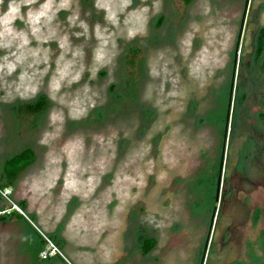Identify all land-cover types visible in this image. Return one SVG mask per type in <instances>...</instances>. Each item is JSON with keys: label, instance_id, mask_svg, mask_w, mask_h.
Instances as JSON below:
<instances>
[{"label": "rangeland", "instance_id": "1", "mask_svg": "<svg viewBox=\"0 0 264 264\" xmlns=\"http://www.w3.org/2000/svg\"><path fill=\"white\" fill-rule=\"evenodd\" d=\"M245 3L0 0L3 135L48 167L52 200L108 203L110 262L157 236L163 264H264V187L240 186L264 163V0Z\"/></svg>", "mask_w": 264, "mask_h": 264}, {"label": "crops", "instance_id": "2", "mask_svg": "<svg viewBox=\"0 0 264 264\" xmlns=\"http://www.w3.org/2000/svg\"><path fill=\"white\" fill-rule=\"evenodd\" d=\"M24 105H15L14 109ZM18 133V132H17ZM16 133V134H17ZM15 136V135H14ZM3 135L0 126V191L10 190V200L24 213L11 208L10 203L0 194V264H66L60 258L40 259L43 240L32 227L30 219L44 234L50 237L72 264H163L167 258L162 250L167 243L157 236L141 237L134 253L123 254L110 262V215L108 203H104L106 214L98 216L87 209L98 205L97 199L74 198L51 199L52 181L48 177V167L39 160L35 152L34 161L24 169L7 174L6 163L24 151L17 150L18 137ZM56 180L53 186H56ZM101 221L106 223L101 225ZM154 241L153 248L142 251V242ZM167 242V241H166ZM121 244H123L121 242ZM121 248H124V244ZM203 251L202 263L205 259ZM171 255V254H170ZM172 257V258H170ZM170 261L180 264L171 255ZM192 257V258H191ZM186 256L182 264H193L194 255Z\"/></svg>", "mask_w": 264, "mask_h": 264}, {"label": "trees", "instance_id": "3", "mask_svg": "<svg viewBox=\"0 0 264 264\" xmlns=\"http://www.w3.org/2000/svg\"><path fill=\"white\" fill-rule=\"evenodd\" d=\"M191 0H184L185 3H189ZM264 50V29L259 31L257 40H256V48L255 54L259 57ZM264 104V103H263ZM46 108V99L44 97H40L37 100L31 103H25L24 105L19 107L21 112H27L32 114H39ZM35 159V152L33 149H25L11 160H9L5 165V171L7 174L14 173L24 169L28 165H30ZM154 246V241L152 239H146L142 242V251L143 253L149 252Z\"/></svg>", "mask_w": 264, "mask_h": 264}, {"label": "built area", "instance_id": "4", "mask_svg": "<svg viewBox=\"0 0 264 264\" xmlns=\"http://www.w3.org/2000/svg\"><path fill=\"white\" fill-rule=\"evenodd\" d=\"M0 194L4 199H6L10 203L12 209L24 215L23 211L15 203H13L12 200H10V195H11L10 190L0 191ZM26 219L30 222L32 227L38 232V234L41 236L43 240V248L39 254L41 260H47L53 257H57L60 258L62 261H64L66 264H72L63 254L60 247L50 237L44 234L30 219L28 218Z\"/></svg>", "mask_w": 264, "mask_h": 264}, {"label": "flooded vegetation", "instance_id": "5", "mask_svg": "<svg viewBox=\"0 0 264 264\" xmlns=\"http://www.w3.org/2000/svg\"><path fill=\"white\" fill-rule=\"evenodd\" d=\"M246 6H247V0L245 3V7ZM261 29H264V27H262ZM258 164L259 165H256V167H253V171H252L250 178H242L241 179V182H240L241 188H243V189L246 188V190H247V188H249V190L255 191L259 187H264V163L260 162ZM220 173H221V169H220ZM258 210H255L256 215H261V210H259V211ZM233 233H234V231L231 233L230 238H232ZM211 234H212L211 230L208 231L206 244L211 239V237H210Z\"/></svg>", "mask_w": 264, "mask_h": 264}, {"label": "clouds", "instance_id": "6", "mask_svg": "<svg viewBox=\"0 0 264 264\" xmlns=\"http://www.w3.org/2000/svg\"><path fill=\"white\" fill-rule=\"evenodd\" d=\"M32 2H34V0H21V3H32ZM19 7H20V4H16L14 2L13 5L11 6V13L18 14L19 13ZM45 8H47V5H45ZM42 15H44V13L40 12L37 16L32 18V22L36 23L39 20L40 16H42ZM5 22L6 23L8 22L7 19L5 20ZM6 31H8V30L6 29ZM0 36H2V34H0ZM11 70H12V66L9 65V71H11Z\"/></svg>", "mask_w": 264, "mask_h": 264}, {"label": "water", "instance_id": "7", "mask_svg": "<svg viewBox=\"0 0 264 264\" xmlns=\"http://www.w3.org/2000/svg\"><path fill=\"white\" fill-rule=\"evenodd\" d=\"M218 186H219V183H218ZM218 189V188H217Z\"/></svg>", "mask_w": 264, "mask_h": 264}]
</instances>
